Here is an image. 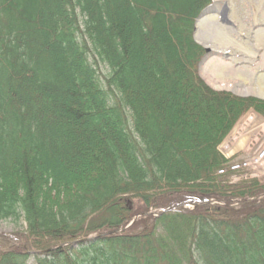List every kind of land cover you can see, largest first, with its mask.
Returning <instances> with one entry per match:
<instances>
[{
	"label": "trees",
	"instance_id": "obj_1",
	"mask_svg": "<svg viewBox=\"0 0 264 264\" xmlns=\"http://www.w3.org/2000/svg\"><path fill=\"white\" fill-rule=\"evenodd\" d=\"M210 2L0 0V264H264V184L218 173L264 103L200 77Z\"/></svg>",
	"mask_w": 264,
	"mask_h": 264
},
{
	"label": "rangeland",
	"instance_id": "obj_2",
	"mask_svg": "<svg viewBox=\"0 0 264 264\" xmlns=\"http://www.w3.org/2000/svg\"><path fill=\"white\" fill-rule=\"evenodd\" d=\"M254 1L255 0H251L248 2L247 8L245 9L252 7ZM211 2L212 4L207 8L206 12H201L195 22L194 37L196 42L200 44L204 50V53L198 63L200 77L209 86L217 91L229 92L232 95L245 100L250 99V101H252L255 99L257 102L264 103V96H261L263 95L264 91L260 90V85L257 83H253L254 85H249V82L243 81V79L247 80L248 77L250 78L251 72H249L248 69L242 68L238 65L232 66L230 61L231 58H228L225 55L227 52L233 53L234 56L240 55L239 51L237 52V47L239 44H241L240 41H242L240 29L237 28L233 32H227V34L231 33L229 37L227 34L221 31V27L219 28L217 24L225 23L224 25L226 27L230 26V24H235L241 13L239 7L241 2L236 1L235 4L229 6V8L232 9L233 5H237L238 8L235 7L232 10L223 12V17L225 20L222 22L220 18L216 21V14H219L218 11L219 7L221 6L220 0H211ZM212 8L213 11H211ZM227 17L232 19L234 22H229ZM254 21L255 18H250L252 25H254ZM246 46H249L248 43H245V47ZM259 48L264 47L259 46ZM216 51H220L219 53L223 54V58H219L218 55H215L217 53ZM262 62L264 63L263 60ZM253 71L255 72V70ZM246 111L247 112L240 117L234 128L230 131L224 143L219 146V150L223 154V157L226 158L229 163L235 164L241 161L248 162L247 159L251 158L255 152L260 151L264 147V112L254 107ZM258 168H260L259 165L252 163L243 169L235 171L230 177H228L226 174L223 176L226 177L228 184H242L251 180H258L264 184V169L257 171ZM253 198H258L260 200L257 201H261L264 199V195L259 194ZM222 203L225 204V202ZM222 203H219L216 200H212L211 202V204L224 206ZM232 206L238 208L236 203ZM151 213L153 216H156V213L158 212L157 210H151L148 214L151 215ZM139 216L140 215L134 216L129 225H131L136 220V218L138 219ZM26 226L27 224L23 219L18 223L12 220H1L0 239L4 237L2 235H5L6 239L14 232L24 230ZM29 263L35 264L34 257L29 259Z\"/></svg>",
	"mask_w": 264,
	"mask_h": 264
},
{
	"label": "bare ground",
	"instance_id": "obj_3",
	"mask_svg": "<svg viewBox=\"0 0 264 264\" xmlns=\"http://www.w3.org/2000/svg\"><path fill=\"white\" fill-rule=\"evenodd\" d=\"M236 1L241 2L239 4L241 13L237 22L235 24H230L228 27L224 25L225 23L217 24L219 28L221 27V31L225 34H227V32H233L237 28L240 29L242 41H240L241 44H239L237 47V52L239 51L240 55L238 54L239 56H234L233 53L229 52L225 53V55L228 58H231L230 61L232 66L238 65L242 68L248 69V71L251 72L250 78L248 77L247 80L243 79V81L249 82V85H254L257 83L260 85L259 87H261L260 90L264 91V63L262 62V60L264 61V48H259V46L264 47V0H255L253 6L249 7L248 9L245 8H247V4L251 0H220L221 6L219 7L218 11L220 15L216 14V21L219 18L221 22L225 20L223 17V12H227L228 10H232L233 8L237 7V5H233L232 9L229 8V6L235 4ZM211 11H213V8ZM250 18H255V27L251 24ZM227 20L232 23L234 22L228 17ZM230 34L231 33L227 34V36L230 37ZM245 43H248L249 46L245 47ZM216 52L217 53L215 55H218L219 58H223V54L219 53L220 51ZM259 53L262 56V60ZM253 70H255V72ZM261 96H264V93Z\"/></svg>",
	"mask_w": 264,
	"mask_h": 264
},
{
	"label": "built area",
	"instance_id": "obj_4",
	"mask_svg": "<svg viewBox=\"0 0 264 264\" xmlns=\"http://www.w3.org/2000/svg\"><path fill=\"white\" fill-rule=\"evenodd\" d=\"M261 154H262V157L264 159V151ZM263 163H264V160H263ZM245 165H247V164H245ZM238 167H239V165H235L233 168H238Z\"/></svg>",
	"mask_w": 264,
	"mask_h": 264
}]
</instances>
